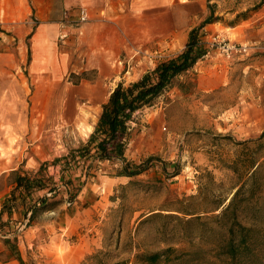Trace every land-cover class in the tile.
<instances>
[{"label": "rangeland", "instance_id": "rangeland-1", "mask_svg": "<svg viewBox=\"0 0 264 264\" xmlns=\"http://www.w3.org/2000/svg\"><path fill=\"white\" fill-rule=\"evenodd\" d=\"M166 2L173 7L157 14L133 12L121 22L100 18L107 36L90 45L68 43L76 34L66 27L67 38L58 37V28L47 48L36 37L38 27L52 20L30 15L25 22H13L0 14V196L12 188L9 168L35 172L44 162L49 186H56L46 196L60 200L71 216L60 219L62 228L56 232L36 231L39 216L31 225L18 224L16 246L8 245L0 258L17 254L21 245V264H139L137 253L168 246L195 250L208 241L197 237L207 227L201 219L185 223L180 219L188 215L175 209L200 212L215 196L230 197L237 176L227 164L242 153L251 161L253 143L241 152L236 141L256 138L264 130V0ZM211 11L219 19L201 28L209 54L190 73L195 74L194 89L169 88L131 123L127 158L141 162L152 157L153 166L131 180L104 162L79 180L73 196L75 187L64 184L60 164L53 160L88 136L119 81L133 82L179 53L190 28L201 25ZM214 34L258 47L227 58L209 47ZM206 257L201 254L200 260Z\"/></svg>", "mask_w": 264, "mask_h": 264}, {"label": "trees", "instance_id": "trees-1", "mask_svg": "<svg viewBox=\"0 0 264 264\" xmlns=\"http://www.w3.org/2000/svg\"><path fill=\"white\" fill-rule=\"evenodd\" d=\"M217 19L219 17L215 18L211 11L201 25L189 30L186 44L179 53L159 61L133 82L124 84L119 81L101 104L97 120L88 136L53 160L52 163L60 164V176L64 184L75 187L73 196L79 191V180L87 179L104 162L115 167V174L131 180L147 173L153 166L152 157L141 162L127 158L131 123L138 111L153 105L169 88L177 87L182 92L194 89L195 74L190 73L207 52L203 46L201 28ZM263 138L264 130L256 138L236 141L241 152L248 151L250 143L253 146L250 162L246 160L249 155L242 153L227 164L237 176L230 189H235L230 197L215 196L212 203L200 212L175 209L188 215L180 219L185 223L201 219L207 225L206 231L197 235L199 238H207L206 244L195 250H177L168 246L156 251L140 252L135 254V262L185 264L190 259L197 260L195 264H264V154L260 152ZM45 166L44 162L41 163L35 172L11 170L12 188L2 203L0 214L4 211L11 213L22 206L26 213L29 212L25 223L28 226L35 216L53 210L60 204L61 201L54 196H46V190L54 191L56 186H49L48 180L51 178L46 175ZM68 173L69 177L66 176ZM189 197L194 198V195ZM201 213H204V217H201ZM16 229L11 228L8 221L0 216V234L5 235V244L16 246ZM10 233L13 235H8ZM201 254L207 257L200 260Z\"/></svg>", "mask_w": 264, "mask_h": 264}, {"label": "crops", "instance_id": "crops-1", "mask_svg": "<svg viewBox=\"0 0 264 264\" xmlns=\"http://www.w3.org/2000/svg\"><path fill=\"white\" fill-rule=\"evenodd\" d=\"M186 1L190 0H185V2ZM80 6L87 7L89 18L84 23L69 24L64 27H67L70 32L76 34L75 36L71 35V38L68 41L70 44L75 42V44L77 43L78 45H90L93 40L96 41V39L105 41L107 35L102 32V30H105L108 27L104 22L99 21L100 18L121 22L126 21V17L129 13H137V16L145 13L157 14L163 9H171L173 7V5L170 4V2H166V0H0V14L5 13V15L9 16V19L13 22L21 20L25 22L30 15H33L42 22L52 20L53 23L50 22L47 25L42 23V25L38 27L41 32L36 37L38 43L44 44L48 48L54 43L55 33L58 28H61L58 21L61 19L63 12L68 11L69 18L76 21ZM157 26L161 27V24L158 23V21ZM143 36H145V34H143ZM116 37L117 35L113 32V38L115 39ZM115 41H117V38ZM90 49L91 48L89 47V51H91ZM16 168L17 166H13L9 169L13 170ZM9 191L3 196H0V209L4 199L9 196ZM62 207L64 206L59 205L53 210L41 212L38 215L39 219H37L35 225H33L35 226V230L37 231V227H45L51 232H56L57 228L61 229V220L66 222L71 217ZM24 211V208L21 206L17 210H13L11 213L4 211L0 216L1 219L8 221L11 228H18V224H22L23 222V225H25L27 221L28 217L26 218V216H28L29 212L24 215ZM29 235H31V232H29ZM1 236L3 235L0 234V237ZM7 246L8 245L3 244L0 239V255L1 252L2 255H6L5 251ZM17 249L19 255L17 252V254L11 253L12 255L9 254V256L0 258V264H21V262L25 260L23 254L24 248H22L21 245H18Z\"/></svg>", "mask_w": 264, "mask_h": 264}, {"label": "built area", "instance_id": "built-area-1", "mask_svg": "<svg viewBox=\"0 0 264 264\" xmlns=\"http://www.w3.org/2000/svg\"><path fill=\"white\" fill-rule=\"evenodd\" d=\"M89 14L88 9L85 6H80L78 9V18L73 21L69 18L68 11H64L61 19L58 23L61 26V31L59 32V38L65 40L68 36V32L64 29L65 26L69 24H80L88 20ZM63 28V29H62ZM208 45L210 48H215L219 53L227 58L235 55L249 54L252 50L256 49L258 46L256 44H249L248 42H233L223 37L220 34H214L211 36ZM209 54V49L205 55Z\"/></svg>", "mask_w": 264, "mask_h": 264}]
</instances>
